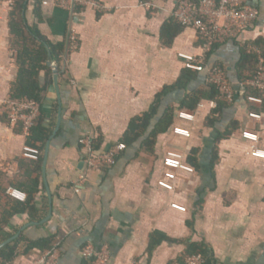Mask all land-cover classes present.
<instances>
[{"label": "crops", "instance_id": "crops-1", "mask_svg": "<svg viewBox=\"0 0 264 264\" xmlns=\"http://www.w3.org/2000/svg\"><path fill=\"white\" fill-rule=\"evenodd\" d=\"M17 1L0 0V105L19 75L10 28ZM101 1L103 12H68L23 0L29 30L66 47L74 30L80 46L67 63L65 53L60 65L49 61L52 76L41 74L46 91L36 126L49 137L36 144L39 161L23 158L30 139L0 116V236L22 239L21 264H35L51 249L55 264H89L82 257L89 244L108 249L109 264L182 263L198 248L213 264H264V159L251 157L252 144L242 137L258 133L264 149V103L247 99L250 73L241 47L264 40V0L252 2L260 13L252 31L208 55L207 65L225 68L236 92L234 103L216 108L210 106L215 99L199 94L210 91L206 73L188 71L178 56L201 54L194 28L175 19L180 0ZM194 99L203 107L191 109ZM181 111L193 112L195 122L178 120ZM148 116L147 128L131 131L134 120ZM176 127L190 129L191 137ZM88 134L100 152L126 144L114 166L87 169L79 140ZM168 151L185 153L195 173L168 169ZM9 188L31 197L34 210L11 199ZM44 241L52 248L27 251Z\"/></svg>", "mask_w": 264, "mask_h": 264}, {"label": "built area", "instance_id": "built-area-1", "mask_svg": "<svg viewBox=\"0 0 264 264\" xmlns=\"http://www.w3.org/2000/svg\"><path fill=\"white\" fill-rule=\"evenodd\" d=\"M253 0H180L175 19L185 28H194L200 42L201 54L195 56L191 53L180 52L178 56L184 61L188 71L195 73H206L207 83L217 91L216 99L210 103L216 108L219 103L232 104L236 99L235 89L228 78L225 68L221 66H208V55L215 47L227 41L237 40L242 34L252 31L259 21V10L252 5ZM41 7L53 6L62 11H76L80 8H92L95 11L103 12L105 7L101 0H40ZM80 46L78 34L72 30L68 38V46L64 58L67 63V56ZM245 53L256 56L257 68L255 75L249 79L248 85L254 90L260 91L258 95H250L247 99L252 104L264 103V53L260 45L256 43L241 44ZM202 108L203 105H198ZM40 102L21 98H8L0 105V116L11 127H20L23 134L29 139L41 117ZM249 117L254 120H261L262 114L250 113ZM177 119L187 123H194L196 116L193 112L181 111ZM175 133L183 137H191L192 131L183 127L174 128ZM243 139L252 144L249 155L253 158L264 159V149L259 148L260 136L258 133L244 132ZM79 143L85 152L84 161L88 170H100L112 167L116 164L118 157L126 149V144H117L106 151L100 152L96 148L95 137L91 134L80 138ZM41 152L37 147L25 146L22 156L24 159L39 161ZM165 166L168 169L194 174L195 169L188 161L185 153L180 151H168L165 158ZM84 176H82V179ZM173 190V186L163 184ZM79 188L76 189L79 192ZM7 195L18 202L25 203L27 194L15 188H9ZM51 249L46 256L38 259L35 264H55L57 252ZM17 254L14 260L0 264H21L18 262ZM83 259L89 264H109L110 252L103 248L97 250L92 244L87 245L83 250ZM206 257L201 254L188 255L182 263L174 264H206ZM130 264H137L132 262Z\"/></svg>", "mask_w": 264, "mask_h": 264}, {"label": "trees", "instance_id": "trees-1", "mask_svg": "<svg viewBox=\"0 0 264 264\" xmlns=\"http://www.w3.org/2000/svg\"><path fill=\"white\" fill-rule=\"evenodd\" d=\"M17 7L15 11L12 12V18L10 22L11 32L16 35V46L18 48V66H19V75L17 82L12 87L11 97L14 99L29 98L34 99L38 102L41 101L43 92L46 91V87L41 85V74L46 72L48 75L52 76L53 70L48 65V62H56L60 65L62 56L66 52V45L59 44L53 45L46 38H44L37 30L28 29L24 25L23 17L21 12L23 11L24 5L23 0L17 1ZM256 44L260 45L264 53V40L256 41ZM243 70H247L250 73V78H252L256 73L257 68V58L256 56H250L245 54L243 60ZM188 77L182 78L179 81L180 86L186 84V79ZM247 98L250 95H258L260 91L254 90L251 87H247ZM202 97L207 98L208 100H214L217 97V91L214 87H210V91L205 93H199ZM205 94V95H204ZM200 99L191 100L188 103L191 109L194 110L198 106ZM150 117H142L134 120L131 131L136 130L137 127L147 128L149 124ZM170 121L169 117L164 120V122ZM139 134H135L137 136ZM49 137V133L45 131L41 126H36L32 131V136L30 143L32 146L36 147L38 142L45 143ZM35 190L30 193L34 194ZM31 197L28 196V199L23 203L24 210H34V207L31 206ZM2 231V223H0V232ZM22 241L21 238L17 239L13 243L6 246L3 250L0 251V263H5L15 259L19 253L18 245ZM4 242V238L0 236V244ZM51 244L48 241L40 243H32L27 247V251L33 249H40L42 251L46 249H51ZM192 254H201L206 257V264H213L207 256L206 250L202 248L196 249Z\"/></svg>", "mask_w": 264, "mask_h": 264}, {"label": "water", "instance_id": "water-1", "mask_svg": "<svg viewBox=\"0 0 264 264\" xmlns=\"http://www.w3.org/2000/svg\"><path fill=\"white\" fill-rule=\"evenodd\" d=\"M49 66H52L51 62L48 63ZM55 69V68H54ZM58 70L55 69V72H54V83H55V86H56V89H58ZM17 238L14 237V238H11V239H8L6 240L5 242H3L2 244H0V251L3 250L6 246H8L9 244H11L12 242H14Z\"/></svg>", "mask_w": 264, "mask_h": 264}]
</instances>
